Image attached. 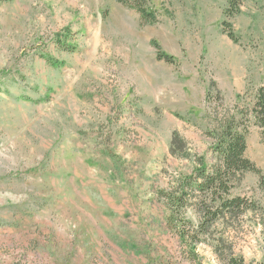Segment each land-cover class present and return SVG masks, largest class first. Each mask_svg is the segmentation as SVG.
Instances as JSON below:
<instances>
[{"label": "rangeland", "instance_id": "1", "mask_svg": "<svg viewBox=\"0 0 264 264\" xmlns=\"http://www.w3.org/2000/svg\"><path fill=\"white\" fill-rule=\"evenodd\" d=\"M233 1L0 0V264H191L161 193L216 163L207 131L242 117L264 172L246 112L264 86V0ZM258 181L233 196L257 198ZM224 233L223 252L198 246L202 264H264L255 215Z\"/></svg>", "mask_w": 264, "mask_h": 264}, {"label": "trees", "instance_id": "2", "mask_svg": "<svg viewBox=\"0 0 264 264\" xmlns=\"http://www.w3.org/2000/svg\"><path fill=\"white\" fill-rule=\"evenodd\" d=\"M230 2L234 6V1L230 0ZM225 14L227 15L226 12ZM142 15L143 19H147L148 15L144 11ZM229 31L230 39L238 42L231 30ZM57 42L61 43L58 46L62 50L76 52L74 46L60 40ZM153 46L158 50L159 61L173 63V58L163 54L157 43L153 42ZM254 97L251 109L246 112L253 116L255 125L264 130V86L257 90ZM241 119L242 117L238 115L228 114L223 119L217 120L214 128L207 131L208 137L214 141L213 153L216 156V163L208 166L200 159L190 176L180 177L168 190L161 193L170 210L168 226L177 233L181 248L191 264H202L201 257L197 253L201 244H210L214 241L216 252H223L221 250L228 241L225 236L227 232L218 239H214L213 232L221 224H230L248 213L255 215L264 243V172L246 156L248 131L244 123L241 124ZM175 146L174 140L173 155H175ZM253 173L259 176L260 193L257 198L249 200L245 197L233 196V191L239 186L243 177ZM189 210L196 214L197 223H193L188 217ZM231 264H244V261L232 258Z\"/></svg>", "mask_w": 264, "mask_h": 264}]
</instances>
